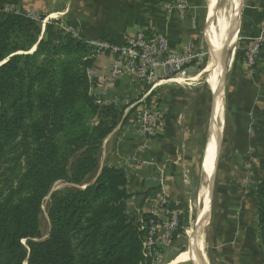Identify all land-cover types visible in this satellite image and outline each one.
I'll use <instances>...</instances> for the list:
<instances>
[{
  "label": "trees",
  "instance_id": "trees-1",
  "mask_svg": "<svg viewBox=\"0 0 264 264\" xmlns=\"http://www.w3.org/2000/svg\"><path fill=\"white\" fill-rule=\"evenodd\" d=\"M42 21L0 10V264H152L143 243L158 221L127 209L122 169L100 168L122 113L91 94L92 47ZM58 182L73 187L49 196ZM255 199L264 257V175Z\"/></svg>",
  "mask_w": 264,
  "mask_h": 264
},
{
  "label": "crops",
  "instance_id": "crops-1",
  "mask_svg": "<svg viewBox=\"0 0 264 264\" xmlns=\"http://www.w3.org/2000/svg\"><path fill=\"white\" fill-rule=\"evenodd\" d=\"M0 10L42 18V31L47 22L57 21L76 31L80 40H96L108 46H126L141 33L149 38L162 36L170 51H190L196 56L183 74H189L210 48L207 0H0ZM239 12L234 48L237 52L229 65H232L228 86L230 116L235 122L252 113L256 122L261 120L259 115L264 118V47L252 67L246 64L245 50L263 24L264 0H242L237 16ZM113 62L114 55L102 54L94 59L89 71L94 98L99 104L112 105L122 113L102 144L100 168L107 165L125 172L126 190L131 195L126 203L131 207L130 212H155L160 224L157 231L161 233V222L166 215L160 200L165 198L170 211L176 212L180 220L201 182V175L206 176L207 155L217 169L218 159L216 162L215 154L212 158L210 151L215 152L216 133L221 134V128L214 122L222 119L219 113L221 109L223 112V99L218 101L210 89L205 93L199 84H190L194 78L185 79L190 82L184 85L174 84L176 78L163 79L158 69V86L149 93L147 101H156L163 119L155 135L148 137L133 125L134 110L130 109L147 89L127 73L118 80H109ZM215 166L210 165L208 170L212 172ZM201 190L197 201L202 203V195L208 198L202 206V221L203 217L206 221L211 200L209 188ZM198 226L193 238L200 236ZM191 252L194 255L193 249Z\"/></svg>",
  "mask_w": 264,
  "mask_h": 264
},
{
  "label": "rangeland",
  "instance_id": "rangeland-1",
  "mask_svg": "<svg viewBox=\"0 0 264 264\" xmlns=\"http://www.w3.org/2000/svg\"><path fill=\"white\" fill-rule=\"evenodd\" d=\"M228 0H221L218 8L224 7L226 20L233 13V6ZM206 6V1L204 7ZM230 6V8H229ZM231 9V10H230ZM235 21L240 25V12ZM231 48L226 52V63ZM207 48L198 64L191 68L189 74H179L174 84H199L203 89L209 90L205 83L206 74L202 73L207 62ZM236 50L234 54H236ZM232 66V65H231ZM231 66L225 67L223 79V112L222 119L214 122L221 128V141L218 156V165L213 182L211 205L209 215L204 227L200 229L201 243L208 264H264L263 248L258 239V226L256 217L255 190L264 175V118L254 122L252 113L248 118L233 121L230 116V77ZM186 69V68H185ZM183 80V81H182ZM185 80V81H184ZM156 103V101H155ZM133 121V116L131 117ZM252 118V119H251ZM101 152L103 150L101 149ZM101 157V156H100ZM101 162V159H100ZM201 182L192 193L190 205L181 215L178 228L172 234L171 240L162 244L160 241L152 243L147 256L152 264H169L176 257L191 253L193 236L195 233L196 217L199 215L198 195L201 189L208 187L206 176L201 175ZM91 181V180H90ZM93 181V180H92ZM72 187L65 183H56L51 190H63ZM49 196L44 200L40 215V233L42 239L49 232L47 219V204ZM130 205L127 209L130 211ZM203 209V208H202ZM141 212H138L139 214ZM163 231V230H162ZM150 254V255H149ZM178 264H192L181 262Z\"/></svg>",
  "mask_w": 264,
  "mask_h": 264
},
{
  "label": "built area",
  "instance_id": "built-area-1",
  "mask_svg": "<svg viewBox=\"0 0 264 264\" xmlns=\"http://www.w3.org/2000/svg\"><path fill=\"white\" fill-rule=\"evenodd\" d=\"M5 11L11 12L10 10ZM26 16L32 20H38L31 15ZM62 28L73 37L78 38L77 32L72 30V28L63 26ZM87 43L92 47L91 56L94 59L105 53L114 55V62L109 72V80H118L127 73L134 77L138 84L146 87L147 93L145 92L146 94L136 100L130 109L134 110L132 116L133 125H135L136 129L148 137L154 136L162 123L163 113L155 101H147V97L158 86L157 70L160 69L162 71L163 79L173 80L196 59V56L190 51L172 52L164 37L155 36L149 38L142 33L137 34L126 46H108L96 40H90ZM263 47L264 21L257 36L251 39L250 45L245 50V60L248 67L255 66L256 58ZM159 205L166 215V218L161 222L163 231L158 233L157 226L160 224L158 222L154 223V219L149 220L148 234L143 243L146 256L152 243H157V241L162 244L169 242L172 234L178 228V214L170 211L166 199L160 200ZM149 214L151 217L156 218L155 212Z\"/></svg>",
  "mask_w": 264,
  "mask_h": 264
},
{
  "label": "bare ground",
  "instance_id": "bare-ground-1",
  "mask_svg": "<svg viewBox=\"0 0 264 264\" xmlns=\"http://www.w3.org/2000/svg\"><path fill=\"white\" fill-rule=\"evenodd\" d=\"M221 0H207V8H208V29L210 32V48L207 55V62L202 73L206 74L205 83L209 87L212 92L214 99L217 98L218 101L222 99L223 87L220 83L222 81V76L226 67L228 68L232 62L234 57V48L236 45V37H237V22L235 21L238 13V8L242 4V0H228L230 5L233 6V13L228 20L223 16L225 14L224 7L221 10L218 8V3ZM227 1V2H228ZM230 8V6H229ZM231 10V9H230ZM231 48L229 58L226 63V52L227 49ZM226 64V67H225ZM194 76V80H195ZM193 80V79H191ZM178 80L177 82H179ZM183 81V80H182ZM220 81V82H219ZM181 82V81H180ZM219 114H222V109ZM216 150L213 152L210 151V155L213 158L214 154L216 157V162L219 154V145H220V131L216 133ZM214 167V163H212ZM207 180V179H206ZM202 191V190H201ZM203 193V192H201ZM209 194V193H208ZM201 196V195H200ZM203 196V195H202ZM200 197L201 204H199V215L196 217V225H204L205 219L203 216L204 204H206L207 200L203 197ZM203 208V209H202ZM209 208V203H208ZM192 247L194 252L180 255L176 257L169 264H178L181 262H191L192 264H208L207 259L205 258V254L203 251V244L201 243L200 236H196L193 238Z\"/></svg>",
  "mask_w": 264,
  "mask_h": 264
},
{
  "label": "water",
  "instance_id": "water-1",
  "mask_svg": "<svg viewBox=\"0 0 264 264\" xmlns=\"http://www.w3.org/2000/svg\"><path fill=\"white\" fill-rule=\"evenodd\" d=\"M35 50V48L32 50V52ZM2 64V63H1ZM0 64V65H1ZM212 162H211V160H210V158H209V156L207 155V169H206V177H207V179H208V188H209V191H208V193H209V197H210V200H211V194H212V189H213V181H214V178H215V172H216V166H215V168L212 170V172H211V169H209L208 170V168L210 167V165H212L211 164ZM99 173V172H98ZM98 173H97V175H98ZM73 187V186H72ZM86 186H84V187H82L81 189H84ZM55 190H51L50 191V194H49V196L51 195V193L52 192H54ZM209 211H210V208H209ZM209 215V214H208ZM201 225V224H200ZM198 226V227H201V226ZM199 229V228H198ZM24 264H26V263H24Z\"/></svg>",
  "mask_w": 264,
  "mask_h": 264
}]
</instances>
